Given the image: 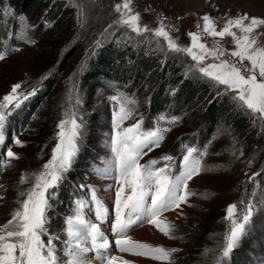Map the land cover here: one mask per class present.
Segmentation results:
<instances>
[{
  "label": "rangeland",
  "instance_id": "rangeland-1",
  "mask_svg": "<svg viewBox=\"0 0 264 264\" xmlns=\"http://www.w3.org/2000/svg\"><path fill=\"white\" fill-rule=\"evenodd\" d=\"M144 1L148 8L145 7ZM123 2L124 0H49L48 5H45L36 16L30 12L28 0H19L15 8L10 0H0V25L5 27L3 37L0 38V52L5 53V59L0 60V99L10 92L14 84H20L18 92L31 93L27 99H23L20 107L14 109L8 116L4 129L6 141L5 144L0 145V155L5 154L10 147L19 157L10 161L11 167H0V185H3V188H0V197H3L0 199V225L11 218L10 213L18 207L17 199H23L18 197V193L31 187L30 180L23 185L19 183L21 174L42 169L51 158L52 148L57 143L55 138L59 131L57 124L62 119L74 118L81 125L77 138L78 151L70 169L64 173L58 187L52 190L47 224L49 233L57 237V240H54L57 255L61 261L66 260L62 253L65 247L64 241L67 239L64 232L65 218L73 214L79 201H84L88 205L84 209V214L86 210L91 212L92 206L89 203L91 187L96 188L98 194L105 199H110L115 187L114 180L103 177L97 172L98 169H104L107 166L106 161L111 158L109 144L113 112H119L121 102L134 99L136 103L129 105L133 108V118L126 120L123 127L130 126L142 117L144 130L156 127L170 129V121L174 117L171 115L165 117L164 114L163 118L161 115L164 112H162L157 116L158 121L148 117L144 109L148 107L160 84L161 76L157 77L159 81L149 83L152 69H156L158 74L162 69L167 68L165 77L173 78L171 80L177 77L180 80L178 83L164 85L168 98L172 99L179 93L180 83L184 80L203 86L205 89L197 87L196 91L193 89L185 93L186 96L191 97L189 100L186 97L180 98L186 104L192 103L184 108L180 115L173 112L179 116L181 123L176 130L165 133V139L159 147L151 151L145 150L147 154L141 157V164L156 160L158 163L155 167L163 168L167 164L173 176L179 175L181 164L178 168L179 172L175 171L178 166L176 159L167 154L173 160H162L160 156L165 154L164 151L172 150L175 155L181 152L180 143L185 140L184 138L196 135L199 126L194 125L197 122L195 119L209 107L211 102L217 103L220 98L223 102L226 100L228 116L224 115L216 122L209 136L203 138L201 134L196 136L202 151L205 149L207 151L201 160L204 170L188 181V191L193 195L188 197L187 202L181 203L180 207L172 209L173 211L163 213L165 215L174 213L172 218L166 220L175 225V230L171 233L175 238H169L156 229L155 233L162 237V241L148 242V244L166 249H178L172 254L173 264H217V258L220 257L222 250L223 236L229 226V222L224 219L227 215L226 209L229 205L236 204L237 212L241 213L247 202L251 200L255 205L252 220L247 225L246 233L238 246L228 258L223 259V264H248V262L252 264L254 261L255 264H262L264 261V203H262L264 201V118L233 99V93L226 91L224 85H219L203 76L197 70L196 62L185 52L171 51L167 42L162 37L153 35L152 30L157 29L162 23L177 45L181 48L191 46L189 33H202L201 18L204 15L213 19L219 31L224 27L226 20L244 14L250 18L264 19V0H131L132 13H138L139 24L149 29L140 35L115 22L119 19L116 5H122ZM20 8L22 12L17 14L16 9ZM50 9L54 13L70 9L72 11L70 23L63 29L56 30L57 32L52 36L36 39L35 31L54 29L53 25L58 13L50 17ZM8 10L11 11V15L7 14ZM121 11L126 10L121 8ZM19 17H24L25 20H20ZM233 30L239 34L238 30ZM254 35L259 45L264 46V26L255 29ZM216 41H219L220 47L225 52L221 59L234 60L235 58L229 55L234 50L232 37L225 36L221 40L219 37L214 39L202 34L200 42L211 49ZM78 48L81 50L79 51ZM105 50L125 53L124 63L119 62L118 58L114 62L115 65L119 64L121 77L125 83L116 79L114 70L118 67H108L113 64L112 61L109 60L110 63L108 62L106 66L98 63L99 56H102ZM194 51L199 53L200 50L194 49ZM141 57L153 60L154 67L147 71L142 70L144 73L146 71V75L140 71L141 76L137 78L132 73V69L136 63L141 64ZM218 62L211 56H206L200 66ZM244 63L247 64V61ZM94 64L97 69L92 76L89 73ZM93 78L97 80L93 81ZM51 79L56 80L54 87L49 85ZM112 86L115 89L113 94H107L105 87ZM127 86H132L131 92L124 90ZM206 89L208 92L205 91ZM114 96L118 97V100L111 99ZM181 96L180 94L178 97ZM201 97L203 98L200 99ZM169 103L175 104L170 101ZM240 117H244V125H246L245 129L241 130L235 128V124L239 122L233 123L234 119ZM249 132L255 134L254 141L248 142L245 138L246 133ZM259 136L262 139L256 143V138ZM14 138L19 139L24 146L15 145ZM192 147L194 148L195 145ZM4 158L7 159L6 156ZM253 176L255 179L250 180L249 178ZM109 185L113 187L109 188ZM254 191L255 196H253ZM79 192L82 197L79 196ZM55 218H57L56 227H53L52 221ZM104 231L115 249L111 231ZM242 243L247 247L243 248ZM234 250L240 255L236 262L233 260L236 258ZM115 252L116 250L113 255ZM132 257L128 255L126 257L132 264H168L167 261L144 256L149 260H140L139 256L138 259ZM85 260L89 264L86 255Z\"/></svg>",
  "mask_w": 264,
  "mask_h": 264
},
{
  "label": "snow or ice",
  "instance_id": "snow-or-ice-1",
  "mask_svg": "<svg viewBox=\"0 0 264 264\" xmlns=\"http://www.w3.org/2000/svg\"><path fill=\"white\" fill-rule=\"evenodd\" d=\"M130 4L131 0H124L122 5H116L119 19L115 22L130 28L137 35L149 31L147 26L139 24V14L132 13ZM121 8L126 11H121ZM7 14L12 13L8 10ZM19 19L25 20L24 17ZM201 19L202 33H189L191 46L181 48L177 45L162 23L157 29L152 30L153 35L162 37L171 51L185 52L196 62L197 70L203 76L224 85L226 91L233 93V99L264 118V46L259 45L254 35L255 29L264 26V19L250 18L244 14L226 20L224 27L219 31L211 17L204 15ZM233 29L238 30L239 34ZM202 34L214 39L219 37L221 40L225 36L232 37L234 50L229 55L235 59H221L225 52L219 41L209 49L200 42ZM194 49H199V53ZM206 56H211L219 62L201 67ZM3 59L5 53L0 52V60ZM20 87V84L12 85L10 92L0 99V145L6 141L4 129L8 116L31 94L18 92ZM111 99L118 100V97L114 96ZM135 103L134 99H126L121 102L119 112H113L109 144L111 158L106 161L107 166L104 169L97 170L98 174L115 181V198L111 209L98 196L97 190L91 187L89 203L97 222L85 216L84 209L88 205L84 201L77 202L73 214L65 218L64 232L67 239L64 241L63 251L66 260L61 261L54 244L57 237L51 235L47 228L49 199L53 196L52 190L58 187L77 154V138L81 128L74 118L62 119L57 124L59 129L55 136L57 143L52 148L51 158L41 170L21 174L19 178L21 185L29 183L30 180L31 187L18 193V197L23 199H17L18 207L10 213L11 218L0 225V264H87L85 254L90 251L95 252L101 264H131L130 261L112 255L109 251L110 239L102 228L105 223L110 228L119 252L173 264L171 257L178 249H165L162 246L133 240L128 232L134 226L148 223L155 225L165 236L175 238L171 235L175 225L161 219L162 214L179 208L181 203H186L188 197L193 195L188 191V181L204 170L201 160L207 151L187 147L179 175L175 176L167 164L163 168L155 167L158 163L156 160L141 164V157L147 154L145 150L151 151L159 147L165 139V133L170 129L156 127L144 130L142 117L130 126L123 127L126 120L133 118V108L129 105ZM13 143L20 147L24 146L17 138L13 139ZM14 159L19 157L9 147L5 154L0 155V167H11L10 161ZM161 159L173 160L170 155H165ZM249 179L254 180L255 176ZM111 187L113 186L109 185V188ZM0 188H3V185H0ZM255 194L254 191L253 196ZM237 208L238 205L231 204L226 209L227 215L224 219L229 222V226L223 236L217 264H223V259L228 258L238 246L254 215L255 205L251 200L241 213L237 212ZM44 236H48L47 241L42 239ZM88 244L91 245L90 248L86 246ZM207 251L206 249L205 252Z\"/></svg>",
  "mask_w": 264,
  "mask_h": 264
},
{
  "label": "trees",
  "instance_id": "trees-1",
  "mask_svg": "<svg viewBox=\"0 0 264 264\" xmlns=\"http://www.w3.org/2000/svg\"><path fill=\"white\" fill-rule=\"evenodd\" d=\"M19 0H10V3L14 6V8L17 6ZM43 1H45V3H43ZM48 1L49 0H28V3L30 5V12L34 13V15H38L39 12H41L44 8V6L48 5ZM22 12V9H16V13L19 14ZM71 10L70 9H65V10H59L58 13V17H55V25H53L54 29H47L44 30L42 32H34L35 38L36 39H40L43 36H52L54 35L57 31L56 30H61L63 29L68 23H70V17H71ZM50 13V17H52V14H57L54 13V11L52 9H50L49 11ZM3 29H5V27H2V24L0 25V38L3 37ZM78 50L80 51L81 48H78ZM125 51V50H124ZM128 51V50H127ZM126 52V51H125ZM127 53V52H126ZM124 52H118L117 50H105L103 52L102 56H99L98 58V63L99 64H103V65H107V63L110 61H112L111 63H113L112 65L108 66L111 68H116L118 67L117 70H114L116 73V79L119 80V82L121 83H125L122 73L119 70V64L117 63L115 65V61L116 58H118L119 62L124 63V59L126 58V55H124ZM141 64L136 63V66L133 67L132 69V73L134 74V76H136L137 78H140L141 73H143L144 75H146V71L151 67H154V62L153 60L150 61V59H146L141 57ZM106 63V64H105ZM110 63V62H109ZM95 66L92 68V71L89 73L90 75L94 76L95 75V71L97 69L96 64H94ZM142 70H146L145 73L142 72ZM167 68L165 70H161L160 73L158 72L157 74V70L156 69H152V76L150 75L148 81L149 83H153V81H159L160 79V84L158 89L156 90V93H154L149 105L147 108L145 109L146 114H148V117H151L153 119H157V116L161 115L162 112H164L161 116L164 118V114L165 117L166 115L169 116L171 115L172 117H179L178 115H180V112L183 111L184 108L190 106L192 103L186 104V102H182L180 98L184 99V97L191 99V97H188L185 95V93H189L190 91H192L193 89L196 91V88L199 87L201 89H205L203 86H197L196 84L190 82V81H183L180 83V88H179V93L177 94L178 96H180V94L182 95L181 97H178L177 95L170 99L168 98V95L165 93V88L164 85L166 84H171V83H178L180 82L179 79H177V77L174 78V80H171L173 78L168 77V76H164L165 73H167ZM141 71V73H140ZM173 75H175V73H173ZM158 76H161V78L157 79ZM163 79V82H162ZM97 78H93V81H96ZM92 81V80H91ZM177 81V82H176ZM98 82V81H97ZM56 84V80H50L49 81V85H52L53 87ZM124 85V84H123ZM133 86V85H132ZM132 86H127L126 88H124V90H126L127 92H131L132 90ZM105 89L107 90V94H113V90L114 87L112 86L111 88H107L105 87ZM142 89V88H141ZM206 92H208V90H205ZM206 95V94H205ZM205 95H203V97H205ZM203 97H201L200 99H202ZM186 100V101H188ZM219 101L216 103L211 102V104H209V107H207V109H205L203 111V113H201L200 116H198L195 120L197 121L194 125L199 126V131L196 133V135H194V137H187L184 138L185 140L182 141L180 143V145L183 144H193V143H197V135L201 134V137L203 138L204 136H209L212 133V127H214V125L216 124V122H218V120H220L221 118L224 117V115L228 116V112H227V102L225 100V102H223V99L221 100L218 99ZM170 102H174L175 104H170ZM220 103V104H219ZM172 105V106H171ZM173 112H175L178 115L173 114ZM220 113V115H219ZM238 116V115H237ZM236 116V117H237ZM168 118V117H167ZM158 120V119H157ZM159 121V120H158ZM239 122L238 124H235V128L241 130V129H245L244 127H246V125H244V117H240V119L236 118L234 119V122ZM181 123L179 121V119L175 122H173V120L171 119L170 121V131L176 130V128L178 127V124ZM198 123V124H197ZM244 132V131H243ZM201 138V139H202ZM245 138L248 140V142L254 141L253 139L255 138V134L253 132H249L248 134L246 133ZM257 140L255 141L256 143H259V139H262L261 136H259V138H256ZM258 141V142H257ZM199 145V144H198ZM200 147V146H199ZM201 148V147H200ZM172 150H165L164 153L170 152L172 154H174L173 152H171ZM56 219H53L52 221V226L56 227ZM243 248H246L247 246L242 243ZM240 250V249H239ZM235 253L237 252L236 250H234ZM236 258H234V262L237 261V259L240 257V255H234ZM236 264V263H235Z\"/></svg>",
  "mask_w": 264,
  "mask_h": 264
},
{
  "label": "bare ground",
  "instance_id": "bare-ground-1",
  "mask_svg": "<svg viewBox=\"0 0 264 264\" xmlns=\"http://www.w3.org/2000/svg\"><path fill=\"white\" fill-rule=\"evenodd\" d=\"M173 215L174 213L168 214V215L162 216L161 219H167V218L169 219V218H172ZM155 232H156L155 225L150 224L149 226L145 228L143 227V229L142 228L137 229L136 231L129 233L128 235L132 237L133 240L140 241V242L155 243L158 241H162V237L157 235ZM124 258L126 259V256H124ZM98 260L99 259L94 258V261L92 264H97Z\"/></svg>",
  "mask_w": 264,
  "mask_h": 264
},
{
  "label": "crops",
  "instance_id": "crops-1",
  "mask_svg": "<svg viewBox=\"0 0 264 264\" xmlns=\"http://www.w3.org/2000/svg\"><path fill=\"white\" fill-rule=\"evenodd\" d=\"M106 203H109V199L103 198ZM145 227V226H144ZM143 228V227H142Z\"/></svg>",
  "mask_w": 264,
  "mask_h": 264
},
{
  "label": "water",
  "instance_id": "water-1",
  "mask_svg": "<svg viewBox=\"0 0 264 264\" xmlns=\"http://www.w3.org/2000/svg\"><path fill=\"white\" fill-rule=\"evenodd\" d=\"M145 7L148 8V5L146 4V2L144 1Z\"/></svg>",
  "mask_w": 264,
  "mask_h": 264
}]
</instances>
